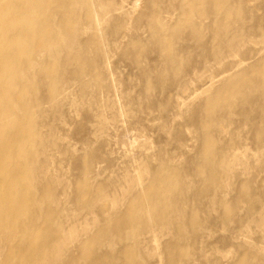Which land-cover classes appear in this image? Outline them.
<instances>
[{"label": "rangeland", "instance_id": "1", "mask_svg": "<svg viewBox=\"0 0 264 264\" xmlns=\"http://www.w3.org/2000/svg\"><path fill=\"white\" fill-rule=\"evenodd\" d=\"M35 1L0 26L1 207L34 195L0 261L60 264L79 244L94 264H264V0ZM167 203L182 215L155 221Z\"/></svg>", "mask_w": 264, "mask_h": 264}, {"label": "bare ground", "instance_id": "2", "mask_svg": "<svg viewBox=\"0 0 264 264\" xmlns=\"http://www.w3.org/2000/svg\"><path fill=\"white\" fill-rule=\"evenodd\" d=\"M191 2H194V0H192ZM37 3L38 2H36L35 0H0V26H1V19H3V18L8 19V17H12V18L17 17V19H20L22 22L23 21L25 22L24 25H27V23L29 21L30 13L32 12V10L34 11ZM42 3H47V1L42 0ZM139 3H140V0H134L132 8H135L136 6H138ZM50 5H51L50 10L55 11L57 8V2L54 0L51 2ZM36 9H37V7H36ZM207 28L209 31H211L212 25H208ZM8 33H9V27L6 28L5 33L0 31V62H2L6 58L7 52L10 48V45L7 42ZM193 33L196 34V32H193ZM24 35H25V33H24ZM262 62H264V57L261 58L260 60H258L255 63L256 64L255 66L257 67V65H259ZM255 70L256 69L255 68L253 69L252 67L249 69H245L240 74H238L237 79L239 80L242 75L252 73ZM252 81H255V80L252 79ZM258 97H259L258 100L260 101V105H264L263 96L259 95ZM253 111L256 112L255 107L253 108ZM263 117H264V114H263ZM260 119L263 120L262 117H260ZM202 123H205V121L203 120ZM1 124H2V122H1ZM4 136H5V134H3V136H1V137H4ZM200 152L205 153V148L201 147ZM201 163H205V167L207 168L208 171H210L211 168L208 166L209 165V159H203L201 161ZM86 185H88V182H86ZM47 188H48V186L46 187V189ZM46 189L42 190V191H45V193L48 192V191H46ZM8 191H10V190L8 189ZM20 191H21V189H20ZM37 192H38V188H37ZM8 193H10V192H8ZM45 193H43L42 195H44ZM10 195H11V193H10ZM33 197H34V195L31 194L30 191H25V192L21 191L20 194L18 195V197L13 199V202H12L13 207L12 208L7 209L4 206L1 207V203H0V236L6 237V238H8V237H20L17 234L18 233L17 229L20 228V226H22L23 228H30L31 220H26L24 222L22 221L18 225L13 226V227H9L5 221L11 216H13L15 219L19 220V218H21L20 205H19L20 202H22L24 200H28V201L30 200L31 201V199H33ZM77 198L79 199V197H77ZM156 199H158V200L164 199L163 194L162 193H156ZM147 205L149 206L150 203H148ZM128 206H131V203H129ZM167 209H170V213L172 212L173 215L176 213H180V212L183 213L182 208L178 207L176 204H174V206H173L172 203H167V205H163L161 207V210L159 209L158 212H155V214H153V219L157 222H160L162 220L165 221L166 219L168 220L169 217L166 218ZM147 211L150 212V209H148ZM126 213H127V219H124L123 221L129 220V217L132 213L131 209L128 208L126 210ZM176 215L179 216L182 214H176ZM169 216H172V215L170 214ZM28 217H29V215L26 218H28ZM184 218L187 219V222L184 223L183 225L179 224L176 227L177 231L179 233H182L180 228L183 226L190 225L191 227H193V226L195 227L197 225V219L194 215L187 214V217L184 216ZM106 221H109V222L113 221L115 223L116 227L119 225H122L120 223V220L115 218V217H114V219L110 218V219H107ZM48 231H49V233L51 232V234H52L55 232V229L50 227L48 229ZM30 235H31V233H30ZM34 236H35V234H33L31 236L32 240L35 239ZM57 238H58V236H56V234H55L54 239L51 241H56ZM152 239H153V241H154V239H156L154 237V234L152 235ZM28 242L29 243L27 244L25 249H29L34 244L30 240H28ZM76 249H77V253L73 254V252ZM71 251H72V253L66 251V252H68V255H70V256H68L70 261H68L67 259H64V261H60V264H73L72 259L73 260L82 259L83 261L87 262L88 264H94V261H93V259H91V255H90L89 251L86 249L85 245H79L78 244L76 247L71 249ZM121 252H125V250H121ZM17 253L19 255L18 259H17L16 254L12 251L11 253H9L4 258V260L0 261V264H25V262L28 260V256L24 253L23 249L21 248V250H17ZM122 256H123V254H122ZM94 257L96 259L97 264H99L98 263L99 259H102V260L107 259V260H109L110 264H114V258L115 257L109 251H102L101 253L95 255ZM184 258H185V256H184ZM181 259H183V258H181ZM74 262H75V264H78L76 261H74ZM169 262L173 263L172 257L169 258ZM116 263H118V261H115V264ZM119 264H133V263H131L130 259H126L123 256V259H120Z\"/></svg>", "mask_w": 264, "mask_h": 264}]
</instances>
